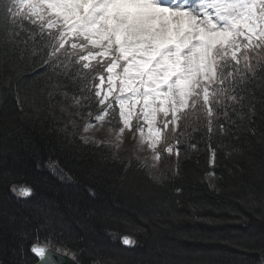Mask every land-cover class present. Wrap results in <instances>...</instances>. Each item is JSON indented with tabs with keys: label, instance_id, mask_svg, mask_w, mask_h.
Wrapping results in <instances>:
<instances>
[{
	"label": "snow or ice",
	"instance_id": "6c2138e0",
	"mask_svg": "<svg viewBox=\"0 0 264 264\" xmlns=\"http://www.w3.org/2000/svg\"><path fill=\"white\" fill-rule=\"evenodd\" d=\"M28 68L42 71L25 81L20 71ZM193 123L191 131L207 137L209 165L232 161L228 175L235 177L245 173L243 161L264 180V0H0V182L19 198L35 193L34 184L16 183L3 167L19 159V147L33 154L37 172L46 166L61 181L72 180L58 158L49 155L44 165L46 144L141 203L147 211L132 224L136 232L176 235L182 214L173 204L181 201L165 194L182 193L190 178L184 161L197 150ZM126 138L134 153L150 156L121 155ZM162 159L166 168L153 174ZM211 176L216 182L208 187L217 193L240 187L226 189L214 169L195 178ZM189 207V221L226 219L204 215L211 205L203 201ZM256 208L259 244L252 235L228 239L195 228L179 235L189 242L223 239L251 264H264V192H250L249 211L255 215ZM84 211L86 219L107 216ZM29 215L36 222L31 230L15 218L0 223L18 240L0 264H86L84 257L87 264H223L179 243L158 245L151 259L107 257L85 237H73L54 201L35 204ZM232 218L248 223L238 213ZM105 231L128 248L138 244L118 228Z\"/></svg>",
	"mask_w": 264,
	"mask_h": 264
},
{
	"label": "trees",
	"instance_id": "16d2710c",
	"mask_svg": "<svg viewBox=\"0 0 264 264\" xmlns=\"http://www.w3.org/2000/svg\"><path fill=\"white\" fill-rule=\"evenodd\" d=\"M36 71L31 68L22 69L20 76L25 81H29ZM202 126V125H201ZM197 127L193 123L189 128V133L195 137L192 142L197 143V150H189V155L192 159L184 161L186 169L190 173L188 181L184 182L183 192L175 193L171 189L165 194L169 201L179 199L182 214L181 222L173 225L177 229V234L173 235L172 231L160 232L157 236L151 231L147 234L136 232L132 224H139V216L141 212H146L145 207L130 198L125 193L118 190L116 187L105 183L98 176H89L88 170L81 168L59 151H51L45 144L41 151L44 165H47L48 156L59 159L61 167L69 171L72 180L61 181L58 176L54 175L46 166L37 172L33 167V154L23 147L18 148L19 159H9V163L3 167L9 169L16 178L18 184H34L35 193L30 198H19L11 191L10 185H5L0 182V223H6L8 219L15 218L17 226L24 225L31 230L35 227L36 222L31 220L29 215L32 207L41 202L52 200L59 207L61 213L68 221L73 237L78 234L87 239L90 245H95L101 248L107 257L120 258L129 262L138 261L141 259H151L158 256V245H169L179 243L188 248H194L202 255L211 256L217 261H222L223 264H251L252 257L245 258V254L239 249L226 243L223 239H214L210 241H195L189 242L183 240L179 235L181 231L195 228L196 230H207L219 237H226L232 239L235 237H247L252 235L257 237L256 243L259 244V234L262 231L261 221L257 219L260 209H255V215L249 211V196L250 192L254 191L257 196L264 192V180L258 174V169L249 168L243 161L239 162V167L246 171L243 175L237 174L235 177L228 175V169L235 168L232 161L224 160L219 166H212L208 164L209 153L206 151L207 137L203 133L192 132L191 129ZM27 130V129H26ZM30 131V130H28ZM34 142L40 143L39 137L35 133H31ZM189 141H183L186 147ZM124 156H132L133 151L120 153ZM199 160V163L196 160ZM168 164L167 160H162L161 167L157 171H150L159 175L161 170L165 169ZM215 170L217 175L223 176V185L227 189L229 185H240L238 190H225L217 193L208 184L216 182V176L208 177L206 182H200L198 178L204 170ZM192 173H195L193 177ZM39 176L40 183H35L36 177ZM243 182V183H241ZM144 184H149L145 179ZM91 187L95 192L92 195L88 189ZM206 202L210 204V208H204L203 214L214 217H225L219 224H204L200 221H189L186 217L191 212L189 205L193 203ZM72 204L73 207H69ZM79 206L80 213L74 211L75 206ZM97 209L107 216L95 217L86 219L84 210ZM248 217V223L245 225L233 219L236 214ZM28 218L27 220L25 218ZM131 223L126 224L125 221ZM31 221V222H29ZM80 221V223H77ZM81 223L86 225L87 230L81 227ZM115 230L119 229L121 233L131 234L134 239L138 240V244L133 248L123 246L119 238H114L105 229ZM30 243V241H29ZM81 246L84 245L85 240H79ZM18 246L17 238L11 232L0 231V255L4 258L12 256V250ZM87 264V257H84Z\"/></svg>",
	"mask_w": 264,
	"mask_h": 264
},
{
	"label": "rangeland",
	"instance_id": "374dc122",
	"mask_svg": "<svg viewBox=\"0 0 264 264\" xmlns=\"http://www.w3.org/2000/svg\"><path fill=\"white\" fill-rule=\"evenodd\" d=\"M96 135L97 136H106V133H104V132H99V133H96ZM122 148L124 149V152H128V151H133V146H132V141L130 140V139H128V138H126L125 139V142H124V144L122 145ZM133 154H135V155H138V156H140V157H144L145 155H149L150 156V154L149 153H145V152H133ZM163 160V159H162ZM162 160L157 164V167H155V168H151V170L152 171H157L158 170V168L159 167H161V165H162ZM149 163H151V160H149Z\"/></svg>",
	"mask_w": 264,
	"mask_h": 264
},
{
	"label": "water",
	"instance_id": "95a60500",
	"mask_svg": "<svg viewBox=\"0 0 264 264\" xmlns=\"http://www.w3.org/2000/svg\"><path fill=\"white\" fill-rule=\"evenodd\" d=\"M25 199H27V198H25Z\"/></svg>",
	"mask_w": 264,
	"mask_h": 264
}]
</instances>
